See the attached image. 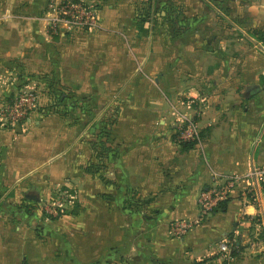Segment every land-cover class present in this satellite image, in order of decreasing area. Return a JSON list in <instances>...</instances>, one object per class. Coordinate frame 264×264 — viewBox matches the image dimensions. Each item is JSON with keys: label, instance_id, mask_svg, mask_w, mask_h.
<instances>
[{"label": "crops", "instance_id": "0c3cea01", "mask_svg": "<svg viewBox=\"0 0 264 264\" xmlns=\"http://www.w3.org/2000/svg\"><path fill=\"white\" fill-rule=\"evenodd\" d=\"M94 1L101 28L74 38L51 35L50 0H0V102L43 92L26 127H0V264H264V243L249 241L264 199L243 196L264 171V0H160L174 17L152 9L146 23V0ZM82 98L88 124L72 108ZM196 111L201 143L186 147L176 113ZM105 128L112 152L89 172ZM234 175L226 211L171 235ZM59 189L73 199L52 217ZM238 240L239 255L220 251Z\"/></svg>", "mask_w": 264, "mask_h": 264}, {"label": "built area", "instance_id": "2783aa9c", "mask_svg": "<svg viewBox=\"0 0 264 264\" xmlns=\"http://www.w3.org/2000/svg\"><path fill=\"white\" fill-rule=\"evenodd\" d=\"M46 18L51 35L96 32L101 28L99 7L94 0H50ZM40 103L41 98L35 87H21L11 99L0 102V127L4 129L26 127L30 123L31 116L38 110ZM176 114L175 136L177 142L183 145L200 144L199 112H177ZM253 175L256 178L255 183L260 186L258 178L263 177L262 181H264V171L256 170ZM240 180L241 178L237 175L223 177L214 186L203 190L198 199L199 219L171 222L169 225L171 235L175 238L184 237L193 227L212 215L219 208L221 202L231 200ZM251 185L249 181L247 186ZM261 194L260 190V196ZM72 199L73 196L62 190L55 198L50 199V203L46 202L45 212L52 217H58L67 210ZM219 249L223 253L231 252V247L227 242H222Z\"/></svg>", "mask_w": 264, "mask_h": 264}, {"label": "trees", "instance_id": "16d2710c", "mask_svg": "<svg viewBox=\"0 0 264 264\" xmlns=\"http://www.w3.org/2000/svg\"><path fill=\"white\" fill-rule=\"evenodd\" d=\"M144 10L141 12L142 18V22L146 23L148 22L151 17H152V9L154 10V15H157L159 13H164L165 16L168 18L170 17H174V6H172V4L167 3L166 5H164L162 7L160 0H156L153 3V0H146L144 3ZM264 41V40H263ZM63 99V95H61L58 98V102L61 103ZM89 104H88V100L86 98H82L76 102H74L72 104V108L74 111H78L80 112V122H76V123H85L88 124L90 123V119L92 117V113L91 110L88 109ZM66 115V114H65ZM83 116H85V118H83ZM86 121V122H85ZM109 132L108 130L105 128V130H100V132L97 134L98 138H97V142H95L93 144V149L95 152V156L98 160L97 164H92L90 166V168L88 169L89 172H100V170L102 169V161L107 158L108 154H110L112 152V148L110 146V137H109ZM186 147H192L190 146V144H187ZM262 187V193L264 195V182L261 184ZM231 200L229 201H225V202H221L219 205V208L215 211V212H224L228 209L229 203ZM264 237V236H263ZM241 246H240V241H236L235 243H233V246L231 248V255L232 256H237L240 254L241 252Z\"/></svg>", "mask_w": 264, "mask_h": 264}, {"label": "rangeland", "instance_id": "374dc122", "mask_svg": "<svg viewBox=\"0 0 264 264\" xmlns=\"http://www.w3.org/2000/svg\"><path fill=\"white\" fill-rule=\"evenodd\" d=\"M73 34H75V33H73ZM80 34H83V33H77V34H75L73 37L75 38L76 36H78L79 37V35ZM37 89V91H38V94H39V96L40 97H42L43 96V92H42V90L41 89H38V88H36ZM254 171H256L255 169H253L252 171H251V173H252V175L250 174V182H251V186H247V191L245 190V192H244V197H247V199H249L252 203H260L261 202V200H262V198L264 199V195H263V193H262V187H261V184L264 182V181H262V179H263V177H259L258 179H259V184H260V186H258V184L257 183H255L256 182V178L254 177V175H253V172ZM257 171H259V170H257ZM60 190V191H59ZM59 190H57L56 192H55V195H53L52 197H50L46 202H47V204L48 203H50L51 201H50V199L51 198H55V196H56V194H59L62 190L61 189H59ZM251 190V191H250ZM260 190H261V196H260ZM259 194V195H258ZM33 196H34V194H33ZM264 201V200H263ZM46 202H45V204H44V206H43V211L45 212V206H46ZM69 209H70V207H69ZM68 210V209H67ZM259 218V217H258ZM259 219H261V218H259ZM255 222V228H259V231H257L258 232V234L259 235H255V234H253L252 236H250L249 237V241H258V239L260 240L261 239V243H264V237H261L260 238V236L261 235H263L264 234V231H263V226H262V222L260 221L259 222V220H255L254 221ZM264 236V235H263Z\"/></svg>", "mask_w": 264, "mask_h": 264}, {"label": "flooded vegetation", "instance_id": "af4514ba", "mask_svg": "<svg viewBox=\"0 0 264 264\" xmlns=\"http://www.w3.org/2000/svg\"><path fill=\"white\" fill-rule=\"evenodd\" d=\"M29 197H30V198H31V197H32V198H33V197L35 198V195H34V196H33V195H30Z\"/></svg>", "mask_w": 264, "mask_h": 264}, {"label": "water", "instance_id": "95a60500", "mask_svg": "<svg viewBox=\"0 0 264 264\" xmlns=\"http://www.w3.org/2000/svg\"><path fill=\"white\" fill-rule=\"evenodd\" d=\"M250 89H253V88H250ZM29 198H30V197H29ZM31 198H32V197H31ZM32 199H37V198H36V197H35V198L33 197Z\"/></svg>", "mask_w": 264, "mask_h": 264}]
</instances>
